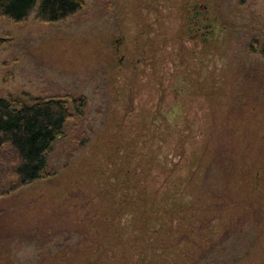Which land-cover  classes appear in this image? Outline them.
Listing matches in <instances>:
<instances>
[{
  "label": "rangeland",
  "instance_id": "1",
  "mask_svg": "<svg viewBox=\"0 0 264 264\" xmlns=\"http://www.w3.org/2000/svg\"><path fill=\"white\" fill-rule=\"evenodd\" d=\"M39 1L0 16V98L86 107L49 176L0 197V264H140L118 212L140 226L170 191L177 241L145 264H264V0H83L54 23Z\"/></svg>",
  "mask_w": 264,
  "mask_h": 264
},
{
  "label": "trees",
  "instance_id": "2",
  "mask_svg": "<svg viewBox=\"0 0 264 264\" xmlns=\"http://www.w3.org/2000/svg\"><path fill=\"white\" fill-rule=\"evenodd\" d=\"M37 1L0 0V16L16 23L22 22L33 11ZM83 6V0H40L35 17L42 23L59 22L78 14ZM252 46L250 45L251 52L259 53L264 59V44L260 47ZM85 107L84 97L69 100L36 99L30 105L22 104L12 97L0 98V197L9 196L49 176L47 160L54 143L63 135L68 120L71 117L80 118ZM174 194V191H170L160 196V199L167 201L168 196ZM149 197L153 199V196ZM153 200V213L144 223H140V226H134L130 221L133 216L131 212H118V243L122 248H127L129 237H136L137 245L146 251V256L143 254V258L139 260L140 264L149 262L153 257L149 254L153 255L160 250L158 245L174 244L173 242L177 241L176 232L181 229V226L169 225L175 218L168 216L166 211V208H169L170 215L176 209H183L180 200L171 199L173 207H165L162 201ZM196 210L199 212L200 208ZM191 211L180 210L175 217L179 222H185L193 214ZM169 217L172 221L167 223L165 219ZM214 233H217L216 229L208 226L203 235L206 237ZM107 243L114 252L116 244L110 241Z\"/></svg>",
  "mask_w": 264,
  "mask_h": 264
}]
</instances>
